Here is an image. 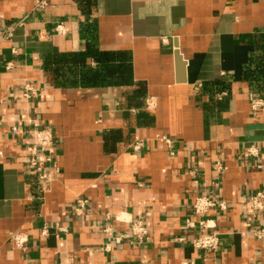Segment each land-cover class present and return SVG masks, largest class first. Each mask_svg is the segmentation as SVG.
<instances>
[{"label": "crops", "instance_id": "0c3cea01", "mask_svg": "<svg viewBox=\"0 0 264 264\" xmlns=\"http://www.w3.org/2000/svg\"><path fill=\"white\" fill-rule=\"evenodd\" d=\"M102 53L131 76L83 84ZM260 56L264 0H0V264H264ZM37 124L56 139L47 179L27 162ZM198 195L217 204L202 217ZM210 231L217 249L193 245Z\"/></svg>", "mask_w": 264, "mask_h": 264}, {"label": "built area", "instance_id": "2783aa9c", "mask_svg": "<svg viewBox=\"0 0 264 264\" xmlns=\"http://www.w3.org/2000/svg\"><path fill=\"white\" fill-rule=\"evenodd\" d=\"M47 0H38V6H44ZM55 30L60 34H67L68 28L65 23L60 22L57 24ZM38 88L27 84L25 87V97L31 98L36 96ZM263 100L258 99L254 103V107L257 108ZM154 105L153 101H148L147 106L152 108ZM14 132H17L16 128L13 129ZM33 140L26 142V151L28 154L27 162L30 169L33 173H36L41 179H47L46 165L52 160L51 155L54 152L55 148V134L53 130L49 127H43L37 124L33 129ZM141 145H136V149H139ZM250 149L248 154L251 153ZM78 207L77 211L82 210L88 205V200L84 198H79L77 200ZM251 205L255 211H261L264 209V193L259 191L252 195ZM217 206L216 202L208 196L198 195L194 201V213L197 216H204L208 213L209 210ZM223 206V204H221ZM208 220L201 219L198 221V224L195 223L192 219L188 220L189 227H195L196 224L204 229H209L212 225L208 224ZM253 222L248 220L247 226L249 229L252 227ZM146 233L145 227L141 223H135L133 227V234L141 238ZM255 235L259 238L264 235V228L257 229L254 231ZM14 244L17 248L23 249L25 247L26 238L22 234H15L13 236ZM117 241L120 242L121 238H117ZM221 244V236L216 232H207L197 235L193 240V245L200 249L215 250Z\"/></svg>", "mask_w": 264, "mask_h": 264}, {"label": "trees", "instance_id": "16d2710c", "mask_svg": "<svg viewBox=\"0 0 264 264\" xmlns=\"http://www.w3.org/2000/svg\"><path fill=\"white\" fill-rule=\"evenodd\" d=\"M85 8H87L88 12L91 11L93 4L92 3H87L84 5ZM89 51L84 52L80 55L74 56V60L78 62H84L86 59V56L89 55ZM97 59L101 63L102 70L100 71H95L90 68H85L82 70V83L85 85H96V84H101L105 83L104 81L108 76H113L116 78H120L121 76L123 77H130L131 76V67L129 63L127 62V57L122 56L119 57L118 60L121 61L120 64H123L121 68H116L112 67L111 65L109 66L108 58L106 57L105 53L102 54H97L96 55ZM106 70V71H105ZM112 73V74H111ZM245 77L252 82L259 90L264 92V56L260 57H255L254 61L247 65L246 71H245ZM110 84V83H106ZM104 85V84H102Z\"/></svg>", "mask_w": 264, "mask_h": 264}, {"label": "water", "instance_id": "95a60500", "mask_svg": "<svg viewBox=\"0 0 264 264\" xmlns=\"http://www.w3.org/2000/svg\"><path fill=\"white\" fill-rule=\"evenodd\" d=\"M176 58H177V61L179 62V64L181 65L180 67H182L181 69L183 70V67H184V60L180 54V52H176Z\"/></svg>", "mask_w": 264, "mask_h": 264}]
</instances>
